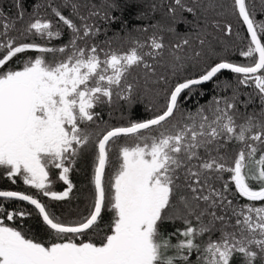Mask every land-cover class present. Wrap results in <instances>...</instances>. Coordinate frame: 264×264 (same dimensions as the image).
<instances>
[{
  "label": "trees",
  "instance_id": "16d2710c",
  "mask_svg": "<svg viewBox=\"0 0 264 264\" xmlns=\"http://www.w3.org/2000/svg\"><path fill=\"white\" fill-rule=\"evenodd\" d=\"M244 6L264 49V0H244ZM134 51L139 61L121 82L123 96L111 106L97 101L101 118L86 125L71 203L59 213L44 210L57 225L78 227L93 215L99 142L107 133L162 116L176 87L213 67L253 68L258 57L237 0H0V73L17 72L31 55L57 62L85 52L104 61ZM185 127L191 137L159 215L153 264H264V68L253 76L219 72L184 91L165 122L111 139L105 146L103 210L88 230L58 233L37 213L6 214L7 221L41 242L101 238L116 218L113 183L123 148ZM10 199L7 209L15 206ZM220 252L227 261L218 258Z\"/></svg>",
  "mask_w": 264,
  "mask_h": 264
},
{
  "label": "flooded vegetation",
  "instance_id": "af4514ba",
  "mask_svg": "<svg viewBox=\"0 0 264 264\" xmlns=\"http://www.w3.org/2000/svg\"><path fill=\"white\" fill-rule=\"evenodd\" d=\"M39 50L42 51L43 49ZM35 57H39V55H31L30 60L33 61ZM1 61L3 65V60ZM24 65L25 63L21 66ZM12 82H21L25 85L33 82L35 87L32 93V105L26 126L16 138L8 140L0 146V192H13L33 198L40 203L43 210L59 213L60 206L70 204L73 197L74 182L72 180V172L75 168L77 155L85 143L86 125L93 120L100 119L102 115L95 111V107L98 104L97 101L101 100L89 102L88 105L85 102L86 93L94 84V77L87 81L82 78L77 86L63 88L64 91L66 90L65 96L57 98L51 104L44 102V100L37 102L39 97L35 94L37 83L31 79L28 82L13 80L3 84L0 89ZM110 86L112 87L109 91L113 95L116 92V86ZM23 94V91H21L15 94V96L19 95L22 97ZM112 95L111 99L107 101L110 106L118 102V99L112 98ZM118 176L119 174L115 177L113 183L114 198L112 208L116 213V218L110 233L102 235L97 240L89 239L86 241H78L69 237L63 240L53 241V239H49L48 241L41 242L23 236L35 247L52 248L54 245L60 246L57 251L52 250L50 254H44L47 257H53L61 249L68 248L74 260L77 261L75 258L80 257L78 259L81 261L77 262L84 264H93L94 257L107 252L117 239H121L119 242L121 244H125L130 239L132 248L126 252L122 251L116 254L112 260V264L118 256L134 252L140 237L137 236L135 230L132 228L117 226L118 219H120L116 206ZM119 193L122 195L125 212L142 207V204L135 200V197L138 195L135 194L133 196L132 193H127L124 189V183L119 186ZM13 199L16 202L12 209H7L6 206V200L12 199H0V228L20 232L18 225L7 221L6 214H40L32 203L22 199ZM78 219L79 217L68 220L74 222ZM127 235H131V237L129 236L130 238H128ZM85 243L103 247V249L97 252L92 251L86 254V256H77L73 254L72 249L69 247V245H82ZM9 246L19 250L28 261L33 263L21 249Z\"/></svg>",
  "mask_w": 264,
  "mask_h": 264
},
{
  "label": "rangeland",
  "instance_id": "374dc122",
  "mask_svg": "<svg viewBox=\"0 0 264 264\" xmlns=\"http://www.w3.org/2000/svg\"><path fill=\"white\" fill-rule=\"evenodd\" d=\"M35 29L38 30L39 26ZM137 60L138 55L135 51L118 53L104 61H100L95 53L86 54L85 52L70 54L65 60L57 62L46 61L39 56L33 61L30 60L17 72L0 73V87L13 80L28 82L31 79L37 83L35 91V94L39 96L37 102L44 100L51 104L57 98L65 96L66 90L64 91L63 88L77 86L82 78L87 81L94 77V84L88 89L85 102L88 105L95 100L109 101L112 95L108 89L110 85L116 86V92L113 93L112 98L119 99L123 96L121 82ZM189 133V127H185L179 134L159 137L145 144L133 142L123 148L122 168L118 176L116 196V206L120 216L117 226L134 229L140 239L134 252L118 256L113 264L154 263L156 258L154 237L157 222L162 208L169 199L172 175L183 164L181 157L187 147L186 140L191 137ZM122 183L127 193H132L133 196L138 195L135 200L141 203L143 208L131 209L130 212L124 211L122 195L119 193V186ZM239 183L243 184L241 176ZM5 233L9 240L29 245L42 254H50L52 250L57 251L60 248L59 245H54L52 248L35 247L20 232L0 228V264H33L19 250L6 245ZM69 247L77 256H86L92 251L97 252L103 249L88 243L69 245ZM78 258L75 259L81 261ZM218 258L221 261H227V255L223 252L219 253Z\"/></svg>",
  "mask_w": 264,
  "mask_h": 264
},
{
  "label": "water",
  "instance_id": "95a60500",
  "mask_svg": "<svg viewBox=\"0 0 264 264\" xmlns=\"http://www.w3.org/2000/svg\"><path fill=\"white\" fill-rule=\"evenodd\" d=\"M237 10L239 16L244 23L254 49L256 51L258 57V63L253 68H241L233 65L220 64L213 67L209 72H207L204 76L186 81L180 84L171 94L170 105L166 113L162 116L152 119L150 121L140 123L128 128H120L115 129L107 133L99 142V154H100V162L96 180V190H97V205L96 209L83 226L79 227H65L61 225H57L49 220L47 215L45 214L40 203L30 197L20 195L13 192H0V198L2 199H22L32 203L39 211V214L43 218L45 224L55 232L58 233H66V234H77L84 232L91 228L96 221L98 220L101 212L103 210V192H102V180L105 171L106 164V156H105V146L106 144L113 138L120 136H131L137 133H141L145 130L151 129L160 125L161 123L168 120L175 111L176 104L181 94L196 86H202L209 81H211L219 72L228 71L237 74H241L244 76H253L257 75L264 68V49L261 45V42L247 16L244 0H237ZM2 66V61H0V68ZM34 83L29 82L28 84H23L21 82H12L9 85L4 86L0 89V146L3 145L6 141L16 138L24 129L27 124V119L30 113L31 105H32V93L34 89ZM23 91V96L16 95L17 93ZM131 235H127L130 238ZM5 243L11 245L15 248H19L22 252L34 263V264H84L82 262H77L70 254V250L68 248L61 249L55 256L47 257L41 252L31 248L29 245H26L21 242H13L9 240L7 233L4 235ZM121 239L115 240L109 250L100 256L94 257L93 264H112V260L115 255L120 252H126L132 248L131 240L125 244L119 243Z\"/></svg>",
  "mask_w": 264,
  "mask_h": 264
}]
</instances>
